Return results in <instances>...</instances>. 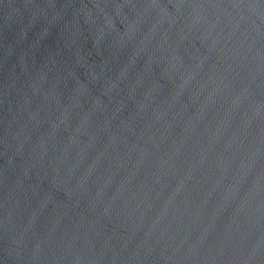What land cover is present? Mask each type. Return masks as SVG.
I'll list each match as a JSON object with an SVG mask.
<instances>
[{
	"label": "water",
	"instance_id": "1",
	"mask_svg": "<svg viewBox=\"0 0 264 264\" xmlns=\"http://www.w3.org/2000/svg\"><path fill=\"white\" fill-rule=\"evenodd\" d=\"M0 264H264V0H0Z\"/></svg>",
	"mask_w": 264,
	"mask_h": 264
}]
</instances>
